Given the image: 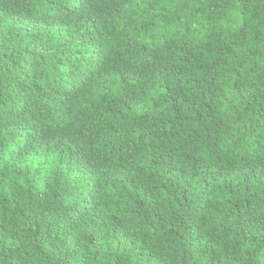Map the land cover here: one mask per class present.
Wrapping results in <instances>:
<instances>
[{"label": "trees", "instance_id": "trees-1", "mask_svg": "<svg viewBox=\"0 0 264 264\" xmlns=\"http://www.w3.org/2000/svg\"><path fill=\"white\" fill-rule=\"evenodd\" d=\"M0 264H264V0H0Z\"/></svg>", "mask_w": 264, "mask_h": 264}]
</instances>
